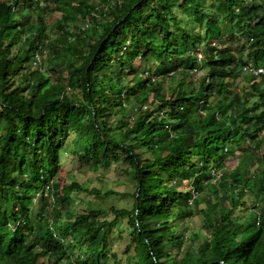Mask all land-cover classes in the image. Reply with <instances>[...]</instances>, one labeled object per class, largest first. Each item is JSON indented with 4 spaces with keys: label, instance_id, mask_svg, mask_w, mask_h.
Instances as JSON below:
<instances>
[{
    "label": "trees",
    "instance_id": "obj_1",
    "mask_svg": "<svg viewBox=\"0 0 264 264\" xmlns=\"http://www.w3.org/2000/svg\"><path fill=\"white\" fill-rule=\"evenodd\" d=\"M248 65L264 67V0H0V264L119 263L126 216L127 264H264V77ZM71 147L127 165L132 210L73 209L101 192L61 182Z\"/></svg>",
    "mask_w": 264,
    "mask_h": 264
},
{
    "label": "rangeland",
    "instance_id": "obj_2",
    "mask_svg": "<svg viewBox=\"0 0 264 264\" xmlns=\"http://www.w3.org/2000/svg\"><path fill=\"white\" fill-rule=\"evenodd\" d=\"M60 18L61 14L52 15L50 18H48V27L54 24L57 20H60ZM221 28L222 29L220 32L222 33V37L236 36L242 31L236 21L224 23V26ZM216 41L220 43V39H217ZM238 45H240L239 42L237 43V46ZM199 57L201 58L202 56L200 55ZM46 58L47 56H45V58L41 57V61L39 63L43 64L42 60L44 62L46 61ZM43 67L44 69H46L44 65ZM135 68L143 71L146 66L141 62L140 59H138L135 62ZM206 72V69L196 71L194 73L195 80L201 78V76L206 74ZM157 81H161L160 76L157 77ZM176 82L178 83L179 79H177ZM130 100L131 98L127 97L125 104H128ZM72 152V147L67 151L62 152V159L64 160V164L63 171L61 172V175H59V178L61 177V182H78L80 185H83V187L90 191L98 190L101 192L100 195L75 192L73 209L83 211L88 209L89 207L100 208L103 211H106V213L112 218L113 216H111V211L113 208L117 210L133 209V194L137 190L138 182L134 174L127 173V165H125L121 161L116 160H111L110 163L106 166L100 163L96 164L93 161H91L90 163L80 162L77 158L75 159L72 155H70L72 154ZM237 162V157L229 158L226 160V166L233 169L236 166ZM206 198V195H202L199 197V208H206ZM213 198V200L216 199V197ZM191 206L196 209L195 204ZM203 219L204 218L202 214H198L193 216L190 220L186 221L185 226L187 229L186 236H188V246L198 247L201 244L204 238V233L201 229ZM128 225L129 223L127 216L121 218L120 221L117 222L115 227L116 231L113 233L112 238L109 240V247L111 248L112 253H118L119 263L115 262L114 258L111 257L107 264H127L132 258L125 256L123 253L125 247L128 244V233H123V236H121L120 233V231L129 228Z\"/></svg>",
    "mask_w": 264,
    "mask_h": 264
},
{
    "label": "built area",
    "instance_id": "obj_3",
    "mask_svg": "<svg viewBox=\"0 0 264 264\" xmlns=\"http://www.w3.org/2000/svg\"><path fill=\"white\" fill-rule=\"evenodd\" d=\"M41 57H42V54L37 53L35 56V61L40 62ZM244 71H246V72H248L254 76H257V77H264V67H256L253 65H248V66L244 67ZM217 179H218V177H217ZM214 182H216V181L214 180Z\"/></svg>",
    "mask_w": 264,
    "mask_h": 264
}]
</instances>
